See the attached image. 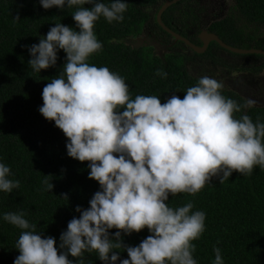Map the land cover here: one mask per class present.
<instances>
[{"label":"clouds","instance_id":"obj_1","mask_svg":"<svg viewBox=\"0 0 264 264\" xmlns=\"http://www.w3.org/2000/svg\"><path fill=\"white\" fill-rule=\"evenodd\" d=\"M39 4L76 8L75 27L55 23L39 43L27 46L28 64L40 73L57 65L60 50L66 53L62 71L43 88L39 112L66 136L67 155L89 162V178L99 190L88 208L76 206L79 218L68 222L58 246L55 237L36 231L23 211L4 213L5 221L23 230L13 264H85V253L92 252L102 264H198L193 241L206 230V213L193 211L191 201L173 207L169 196H195L213 177L223 182L234 171L251 176L257 166L264 169V122H254L248 114L235 116L255 100L242 105L226 97L224 83L207 75L189 86L182 99L175 94L164 103L157 95L133 98L123 76L89 62L103 51L96 22L101 17L123 22L127 0ZM156 75L167 78L168 73L158 69ZM11 175V168L0 162V192L20 187ZM44 184L50 192L53 184L48 179ZM145 228L150 235L138 245L123 244L124 235ZM117 249L128 258L121 259ZM213 251L212 264H225L221 249Z\"/></svg>","mask_w":264,"mask_h":264},{"label":"trees","instance_id":"obj_2","mask_svg":"<svg viewBox=\"0 0 264 264\" xmlns=\"http://www.w3.org/2000/svg\"><path fill=\"white\" fill-rule=\"evenodd\" d=\"M204 1L179 0L163 11L161 19L197 45H201L200 31L206 29L229 45L264 49V0H228L219 13H209ZM127 2L123 22L108 23L103 17L96 22L103 51L91 56L89 62L123 76L133 98L137 94L157 95L164 103L175 94L182 99L189 86L207 75L224 83L226 97L242 105L249 98L255 100L252 82L262 77L264 55L233 53L215 41L197 53L158 25L156 13L164 0ZM75 10L67 5L63 10L44 9L39 0H0V162L11 168V179L20 181L12 193L0 192V264H13L19 255L16 241L23 231L5 221L4 213L23 211L25 218L37 225L36 231L55 237L58 246L68 222L79 218L76 206L88 208L99 190L98 182L89 178V162L69 157L66 136L39 112L43 88L62 71L66 53L60 50L57 65L40 73L28 64L31 55L27 46L39 43L55 23L75 27ZM145 34L166 45L167 50L156 54L149 45L132 46L125 41ZM158 69L167 72V78L156 75ZM243 114L254 122H264V103L255 100L254 106L235 116ZM45 179L53 184L50 192L45 190ZM190 201L193 211L206 213V230L193 241L198 264H212L214 247L221 249L225 264H264V169L257 166L251 176L234 171L223 182L213 177L195 196L170 195L168 203L179 207ZM148 235L147 228L124 235L123 244L136 246ZM117 251L121 259L128 258L123 249ZM84 259L85 264H102L95 252L85 253Z\"/></svg>","mask_w":264,"mask_h":264},{"label":"water","instance_id":"obj_3","mask_svg":"<svg viewBox=\"0 0 264 264\" xmlns=\"http://www.w3.org/2000/svg\"><path fill=\"white\" fill-rule=\"evenodd\" d=\"M177 1H179V0H164V2L159 7V9L157 10V13H156V21H157L158 25L163 30H165L167 33H169L171 36H173L175 40L183 41L188 47H190L192 50H194L197 53L204 52L207 49L209 43L212 41H215L221 47H223L226 50L231 51L233 53L264 55V49H262V48H256V47L241 48V47H235V46L229 45L226 42H224L216 33L208 31L206 29H202L198 35V37L201 41V45H197V44L191 42L186 37L180 35L179 33L175 32V31H173L166 24H164V22L161 19V15L167 7L176 3Z\"/></svg>","mask_w":264,"mask_h":264},{"label":"rangeland","instance_id":"obj_4","mask_svg":"<svg viewBox=\"0 0 264 264\" xmlns=\"http://www.w3.org/2000/svg\"><path fill=\"white\" fill-rule=\"evenodd\" d=\"M203 2V0H200ZM228 0H209L208 5H215L209 11V13H216L218 9L221 8L225 9L227 6ZM126 43L132 46H139V45H149L153 48L154 53L162 54L164 51L167 50L166 45L161 44L156 38L150 37L149 35H137V36H130L126 40ZM262 77L254 78V82H252L251 91L253 92V97L256 101L264 103V72L261 74Z\"/></svg>","mask_w":264,"mask_h":264},{"label":"flooded vegetation","instance_id":"obj_5","mask_svg":"<svg viewBox=\"0 0 264 264\" xmlns=\"http://www.w3.org/2000/svg\"><path fill=\"white\" fill-rule=\"evenodd\" d=\"M208 1L209 0H207V4H208ZM205 1L203 0V3H204ZM216 5V4H215ZM215 5H208V7H209V11H210V9L212 8V7H214ZM221 6L222 5H220V8L218 9V11L216 12V13H219L220 12V10H221ZM223 9V8H222Z\"/></svg>","mask_w":264,"mask_h":264}]
</instances>
